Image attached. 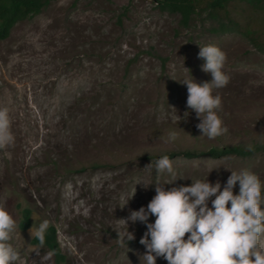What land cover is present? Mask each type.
I'll list each match as a JSON object with an SVG mask.
<instances>
[{"label":"rangeland","instance_id":"rangeland-1","mask_svg":"<svg viewBox=\"0 0 264 264\" xmlns=\"http://www.w3.org/2000/svg\"><path fill=\"white\" fill-rule=\"evenodd\" d=\"M218 27L204 13L184 26L154 0H55L0 41V108L8 109L14 137L0 150V203L16 220L10 243L26 264H41L45 254L44 264H56L30 236L44 221L56 228L64 264H141L146 225L129 221L135 240L121 247L117 231L126 226L116 219L147 208L156 183L170 190L208 178L223 186L229 170L241 169L264 182V151L183 154L264 145V52L240 32ZM207 44L226 53L230 77L214 90L227 128L215 139L201 136L181 83L211 81L198 57ZM172 132L176 139L168 141ZM167 154L172 173L143 170ZM24 209L32 213L27 230L20 227Z\"/></svg>","mask_w":264,"mask_h":264},{"label":"clouds","instance_id":"clouds-1","mask_svg":"<svg viewBox=\"0 0 264 264\" xmlns=\"http://www.w3.org/2000/svg\"><path fill=\"white\" fill-rule=\"evenodd\" d=\"M199 48L198 57L205 61L202 70L210 73L211 81L197 83L192 78L181 83L187 86V108L200 120L196 127L201 136L215 139L227 131L217 114L222 98L214 94L215 89L229 82L230 77L223 70L227 57L215 44ZM190 114L185 112L184 117ZM10 125L8 109L0 108V150L14 141ZM175 139L176 133H170L168 141ZM248 150L253 149L248 146ZM4 155L11 159L10 152L5 151ZM153 166L157 173L173 172L168 155H162L143 170L151 171ZM229 171L231 175L223 186L219 180L213 184L208 178L195 179L190 186L170 190L156 183V194L147 208L131 211L126 219H116L118 224L126 226V230L117 231L120 246L128 247V242L135 240V235L128 230L129 221L141 222L147 227L140 239V244L146 248V253L140 256L141 264H157V258L165 259L167 264H264V182L250 169ZM237 185L239 193L235 194ZM128 202L120 208L126 207ZM150 216L155 217L154 223L148 222ZM47 226L44 221L29 230L31 238L38 240L41 248L45 244ZM15 228L16 220L5 204L0 203V264H26L10 243ZM47 259L48 254H45L41 264Z\"/></svg>","mask_w":264,"mask_h":264},{"label":"trees","instance_id":"trees-1","mask_svg":"<svg viewBox=\"0 0 264 264\" xmlns=\"http://www.w3.org/2000/svg\"><path fill=\"white\" fill-rule=\"evenodd\" d=\"M55 0H0V41L6 40L12 29L19 23L33 18ZM162 11L177 14L181 24L189 26L195 16L204 13L211 21L218 23L216 31H237L244 35L259 51L264 52V0H154ZM251 146L253 150H248ZM264 151L263 144H239L210 147L206 151L184 150L183 154L193 157L203 153L219 157L236 154L242 157ZM170 155V154H167ZM20 227L27 230L31 224L32 213L29 209L21 211ZM33 244L39 242L33 239ZM56 264H64L66 257L58 242L54 226L45 233V244Z\"/></svg>","mask_w":264,"mask_h":264}]
</instances>
